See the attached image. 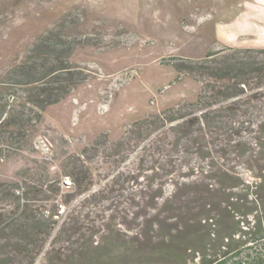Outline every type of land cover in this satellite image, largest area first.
<instances>
[{"label": "trees", "instance_id": "obj_1", "mask_svg": "<svg viewBox=\"0 0 264 264\" xmlns=\"http://www.w3.org/2000/svg\"><path fill=\"white\" fill-rule=\"evenodd\" d=\"M29 53L0 79V264H264V49L186 67L201 85L196 102L133 123L106 149L115 171L99 141L62 159L40 155L43 113L77 73L52 50ZM132 154L138 169L115 173ZM126 173L131 220L85 222L82 206ZM96 177L105 185L94 189Z\"/></svg>", "mask_w": 264, "mask_h": 264}, {"label": "rangeland", "instance_id": "obj_2", "mask_svg": "<svg viewBox=\"0 0 264 264\" xmlns=\"http://www.w3.org/2000/svg\"><path fill=\"white\" fill-rule=\"evenodd\" d=\"M182 1L187 3V9L191 7L190 0ZM196 1L198 2V0ZM30 2L33 1L30 0ZM30 2H27V6L32 7L30 10L31 19L33 21L40 19L34 15L36 11ZM77 2L72 8L81 5ZM23 3L21 0H0V58L5 59L0 63V79L5 76L7 69L13 64L7 62L8 58L12 54V57H15L14 60L23 57V49L18 48V46L24 42L27 43V41L30 44L32 41V39L29 40L30 37L32 38L37 34L45 33L47 36L49 32H54L53 35H63L74 40L86 41L89 39L90 43L93 44L101 42V47L105 50L121 41L134 45L137 39L135 34L124 32L120 28L102 26L97 23L81 22L78 26L67 29L55 28V25L48 26L50 19L54 20L52 16L48 17V22H38L23 32L22 29L14 27L17 24L14 19L20 15ZM217 10L218 7L209 10V12L204 10L198 15L196 22L200 23V32H204L203 27L206 25L215 20L223 19ZM208 13L213 14L212 18L209 17L202 24ZM77 14L74 11L72 16L76 18L78 17ZM82 17L79 16L78 18L82 19ZM178 35L181 34L178 33ZM175 37H171L170 40L173 41ZM208 39L206 56L208 53H218L226 49H264V38L259 39L251 34L237 41L223 39L211 43V39ZM172 46L174 45H164L161 48L154 45L150 47L133 46L103 56H93L92 52H97V47L94 49L77 48L66 66L73 69L72 72L77 73V78L75 77L74 81H71L68 94L59 102L46 108L42 116V123L38 127V135L33 140V145L38 149L40 155L62 159L66 153L81 152L85 147L99 141L101 142L99 150L101 160L109 163L107 164L109 170L115 171L116 166L111 163V161L113 162L112 158L107 157L106 149H109L110 144L119 141L130 130L133 123L184 103H194L198 98L201 87L200 83L195 80L198 76L194 72L191 73L186 67L194 65L206 56L187 58L182 55H171L192 60L185 61L183 64L177 62L180 67V71L177 73L165 64L159 63L158 65L159 58L169 56L164 54L163 48L168 49ZM32 50H27L25 55L29 56V52ZM116 63H118L117 66H114ZM79 69L83 70L80 71ZM22 89L16 88L14 96H22L25 100L27 94ZM150 165V162L144 163L143 167L146 168ZM137 167L138 164L135 163L134 154H132L124 164L116 169L115 173L119 170L135 171L138 169ZM15 168H12L11 171H14ZM150 174L147 172L142 176H149ZM131 176L126 173L118 183H113L114 191L109 196L106 194L105 199L96 203L93 201L95 204H85L78 211V215L85 217V222L99 223L109 219L115 226L121 225L123 217L127 216V219L131 220L136 211L135 201H137L134 196L136 183L131 180ZM112 177L111 175L109 179ZM101 178H95L94 189L105 185V181ZM146 182L147 179L145 178L137 181L141 184ZM69 183L70 179L65 177V188L69 187ZM79 201L80 199L73 201L71 205L74 206Z\"/></svg>", "mask_w": 264, "mask_h": 264}, {"label": "flooded vegetation", "instance_id": "obj_3", "mask_svg": "<svg viewBox=\"0 0 264 264\" xmlns=\"http://www.w3.org/2000/svg\"><path fill=\"white\" fill-rule=\"evenodd\" d=\"M28 1L30 2V0H21L24 3L20 15L14 17L17 23L14 27L22 29L23 32L38 22H48V17L52 16L54 20L50 19L48 26L55 25V28L67 29L78 26L81 22L97 23L102 26L120 28L124 32L135 34L137 39L134 45L121 41L105 50L101 47V42L93 44L89 39L86 41L74 40L63 35H53L54 32H49L47 36L45 33H41L30 37L29 40L32 39L30 44L27 41V43L24 42L18 46L23 49L22 54H24L18 60H25V54L30 49L37 50L39 53L44 50H52L62 61H56V64L64 66L68 64L77 48L94 49L97 47V52H92L93 56H103L133 46L150 47L154 45L161 48L164 45H175L170 38L175 37L178 33L183 34V32L189 36H206L211 39V43L223 39L237 41L248 37V34L259 39L264 38V24L261 22L264 20V0H198L201 3H208V6L188 7V9L186 8L187 3L182 0H32L34 3H30L34 5L33 9L36 11L34 15L40 17L34 21L30 14L32 7L27 6ZM75 2L81 3V5L72 8ZM217 7V11L220 16H223V19L206 25L203 27L204 32H200V23L196 22L198 15L204 10L209 12ZM74 11L78 13L76 16L84 18L73 17ZM212 15L208 13L202 24L209 17L212 18ZM249 23L252 24L251 27ZM12 55L7 62L14 63L15 57ZM2 61L5 59L0 58V63ZM185 61L192 60L169 55L159 58L158 65L159 63L165 64L179 73L180 67L177 62L183 64ZM117 62L120 63V61ZM118 63L114 66H117ZM68 70L72 71L73 69ZM62 71H66V69H62Z\"/></svg>", "mask_w": 264, "mask_h": 264}, {"label": "water", "instance_id": "obj_4", "mask_svg": "<svg viewBox=\"0 0 264 264\" xmlns=\"http://www.w3.org/2000/svg\"><path fill=\"white\" fill-rule=\"evenodd\" d=\"M191 7L206 6L207 3L190 0ZM264 15V10H263ZM175 45L168 49L163 48L166 55H182L187 58H203L206 56L209 39L206 37L189 36L187 34L175 35Z\"/></svg>", "mask_w": 264, "mask_h": 264}, {"label": "crops", "instance_id": "obj_5", "mask_svg": "<svg viewBox=\"0 0 264 264\" xmlns=\"http://www.w3.org/2000/svg\"><path fill=\"white\" fill-rule=\"evenodd\" d=\"M263 24H264V20L263 21H261ZM249 26L251 27L252 26V24L251 23H249Z\"/></svg>", "mask_w": 264, "mask_h": 264}, {"label": "built area", "instance_id": "obj_6", "mask_svg": "<svg viewBox=\"0 0 264 264\" xmlns=\"http://www.w3.org/2000/svg\"><path fill=\"white\" fill-rule=\"evenodd\" d=\"M69 185H70V183H69Z\"/></svg>", "mask_w": 264, "mask_h": 264}]
</instances>
